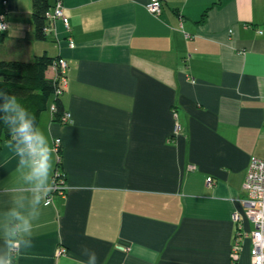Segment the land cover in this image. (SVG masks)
<instances>
[{"label": "crops", "instance_id": "obj_1", "mask_svg": "<svg viewBox=\"0 0 264 264\" xmlns=\"http://www.w3.org/2000/svg\"><path fill=\"white\" fill-rule=\"evenodd\" d=\"M149 1L62 0L69 29L48 20L38 40L32 0H8L3 58L67 60L72 114L55 120L51 104L40 114L35 153L0 139V256L10 241H33L13 264L93 249L97 264H232V215L245 214L251 159H264V0H162L159 17ZM41 152L47 184L59 168L67 187L37 205L47 188L26 177ZM25 220L30 235L18 230ZM250 251L246 240L239 264Z\"/></svg>", "mask_w": 264, "mask_h": 264}, {"label": "built area", "instance_id": "obj_2", "mask_svg": "<svg viewBox=\"0 0 264 264\" xmlns=\"http://www.w3.org/2000/svg\"><path fill=\"white\" fill-rule=\"evenodd\" d=\"M7 4V1H5ZM147 8L154 16L159 17L163 11L162 0H150L147 4ZM48 20L56 21L57 19H63L66 27L69 29V21L65 16L63 9L62 0H57L53 8L47 12ZM0 23L6 24L7 28L10 27L7 14L5 12L0 13ZM181 26L183 23L181 22ZM50 26H48V31ZM0 31V32H5ZM70 46L74 47L75 44L71 40ZM54 68L57 74V87L56 95H60L67 87V69L68 61L64 58H60L59 61L54 62ZM51 109L53 112L56 111V105L52 104ZM176 120L174 126V135L179 134L182 131V125L178 120V114L174 113ZM62 123H71L72 114L68 111L64 112L59 120ZM61 138L55 140V150L59 157V163L61 162V150L60 144ZM39 163V160H36ZM191 169H195V166H191ZM53 190L62 192L67 184L63 178L61 170L58 168L54 174ZM244 189L247 192L248 197L244 200L246 205L244 216L239 211L233 212V219L236 222V233L234 237L232 247V264H239L238 258L242 249L244 248V242L249 240L251 242V263L250 264H264V159L253 157L250 161L246 179L244 181ZM52 201L51 197H48L45 204H50ZM247 218L252 225V228H246L244 221ZM64 250H60L63 253Z\"/></svg>", "mask_w": 264, "mask_h": 264}, {"label": "trees", "instance_id": "obj_3", "mask_svg": "<svg viewBox=\"0 0 264 264\" xmlns=\"http://www.w3.org/2000/svg\"><path fill=\"white\" fill-rule=\"evenodd\" d=\"M5 1L8 3V0H0V13L5 12L8 15ZM56 1L32 0L35 37L38 40L48 38L47 12L55 6ZM5 32H0V39L6 35ZM59 59L45 54L38 55L32 60L0 58V89H4L18 97L19 102L34 117L37 133L40 114L47 110L50 104L56 105L55 120H60L62 114L66 112L62 101V95L66 88L60 95H56L57 74L55 72L53 76H49L50 67H54V62L59 61ZM6 115L8 113L0 108V139L3 137L19 139L12 127L2 119Z\"/></svg>", "mask_w": 264, "mask_h": 264}, {"label": "clouds", "instance_id": "obj_4", "mask_svg": "<svg viewBox=\"0 0 264 264\" xmlns=\"http://www.w3.org/2000/svg\"><path fill=\"white\" fill-rule=\"evenodd\" d=\"M6 28V24L0 23V31H4ZM0 108H2L5 113H8V115L2 118L4 122L12 127L19 141L23 143L29 151L35 153L37 143H44L45 138L42 134L36 132L34 117H32L28 110L19 102L16 95L4 89H0ZM23 154L24 149L22 148L20 149V155L23 156ZM48 169V155L41 152L40 164L34 167L26 177L29 181H35L39 187L47 188V192H43L36 196L35 203L37 205L40 204L43 198L47 197L48 192L53 191V187L47 184ZM17 218L21 219L19 216ZM18 230L30 235L32 231L31 224L25 220ZM21 244H23V248H21ZM32 244V239L8 242L7 248L11 251L9 252L8 258L0 256V264H13L11 252L28 250L32 247ZM68 257H75L77 261H80V264H97L98 260L94 249L87 259H85L84 255L79 251L66 254L62 256L61 264H73V261L68 259Z\"/></svg>", "mask_w": 264, "mask_h": 264}, {"label": "rangeland", "instance_id": "obj_5", "mask_svg": "<svg viewBox=\"0 0 264 264\" xmlns=\"http://www.w3.org/2000/svg\"><path fill=\"white\" fill-rule=\"evenodd\" d=\"M0 46H2L3 48H5V50H0V58H3V57H8L9 54L7 53V51H9V46L7 45V43L5 44H0ZM13 57H20L19 54H13L12 55ZM48 112V111H45V113Z\"/></svg>", "mask_w": 264, "mask_h": 264}]
</instances>
